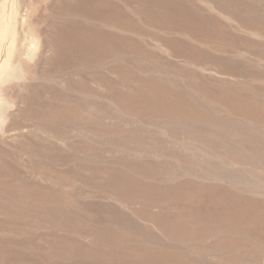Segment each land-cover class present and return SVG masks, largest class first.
<instances>
[{
    "label": "rangeland",
    "instance_id": "obj_1",
    "mask_svg": "<svg viewBox=\"0 0 264 264\" xmlns=\"http://www.w3.org/2000/svg\"><path fill=\"white\" fill-rule=\"evenodd\" d=\"M142 1L130 31L64 11L122 48L98 36L58 78L24 82L17 66L2 82L0 264H264V0Z\"/></svg>",
    "mask_w": 264,
    "mask_h": 264
},
{
    "label": "bare ground",
    "instance_id": "obj_2",
    "mask_svg": "<svg viewBox=\"0 0 264 264\" xmlns=\"http://www.w3.org/2000/svg\"><path fill=\"white\" fill-rule=\"evenodd\" d=\"M138 1L139 0H0V96H7L8 98L11 97V95H8V92L10 89H13V86H9L8 88H5L2 85V82L9 77L11 70L14 67H19L23 74L24 82L30 78H36L40 79L43 77L53 76L55 78L59 75L57 70V65L60 63H65L70 57H72L77 50H81V54H79V59L81 60H88L90 58V55L87 54V52H90V48L93 47V44L96 43V40L98 39V36L101 38L103 37L107 45L109 47L115 48V50H118L123 47V45L126 43L125 37L122 36L119 33H114L111 31H104L103 36L99 35L95 30H93L91 27H88L89 30H93L96 35L88 34L87 32H77V28L80 26L79 23L71 20L63 21V14L64 11L66 13H74V12H81L83 15H91L93 17H99L102 18L105 23L108 22L113 27H129L132 28L130 25L129 20V14L127 11V8L131 4H135L134 6H130L131 10L133 11L135 8V11L138 14ZM170 1V0H169ZM198 1V0H197ZM233 1V0H232ZM144 2V0L142 1ZM147 2V1H146ZM155 2V1H154ZM182 2V1H181ZM221 2V1H220ZM238 2V1H237ZM240 2V1H239ZM243 2V0H242ZM148 3V2H147ZM153 3V2H152ZM151 3V4H152ZM249 2H247L248 4ZM150 5V3H148ZM222 4V3H221ZM238 4V3H237ZM245 4V3H244ZM245 4V6H247ZM146 5V4H145ZM162 5V4H161ZM205 5V4H203ZM211 5V4H210ZM235 5V4H234ZM249 5V4H248ZM128 6V7H127ZM144 6V5H143ZM160 6V5H159ZM169 6V5H168ZM194 6V5H193ZM225 6V5H224ZM228 6V5H227ZM244 6V5H243ZM150 7V6H149ZM161 7V6H160ZM205 7V6H204ZM216 7V6H215ZM226 7V6H225ZM237 7V6H236ZM256 7V6H255ZM65 8V10H63ZM172 8V7H171ZM228 8V7H227ZM245 8V7H244ZM164 9V7H163ZM162 9V10H163ZM167 9V8H166ZM165 9V10H166ZM193 9V8H192ZM198 9V8H197ZM206 9V8H205ZM232 9V8H230ZM229 9V10H230ZM257 9V8H256ZM164 10V12H166ZM173 10V9H172ZM201 10V9H199ZM198 10V12H199ZM209 10V9H207ZM234 10V9H233ZM259 10V9H258ZM145 11V10H144ZM148 11V10H147ZM171 11V10H170ZM192 11V10H191ZM203 11V10H202ZM205 11V10H204ZM163 12V13H164ZM178 12V11H177ZM180 12V11H179ZM206 12V11H205ZM143 12H141L142 14ZM149 13L156 15L158 12L155 10L150 9ZM186 13V12H185ZM236 13V12H235ZM234 13V14H235ZM245 13V12H244ZM251 13V12H250ZM144 14V13H143ZM148 14V13H147ZM183 14V13H182ZM237 14V13H236ZM235 14V15H236ZM239 14V13H238ZM243 14V13H241ZM247 14V13H246ZM251 13L250 15H252ZM165 15V13H164ZM248 15V14H247ZM161 16V15H160ZM158 18H162V17ZM179 16V15H178ZM184 16V15H183ZM208 16V15H207ZM233 16V15H232ZM237 16V15H236ZM244 16V15H243ZM241 16V17H243ZM76 17V16H75ZM133 17V16H132ZM138 17V16H137ZM177 17V15H176ZM187 17V16H186ZM189 17V15H188ZM187 17V18H188ZM205 17V15H204ZM214 17V16H213ZM235 17V16H234ZM250 17V16H249ZM248 17V18H249ZM83 18V17H82ZM85 18V17H84ZM90 18V17H89ZM158 18L156 20H158ZM190 18V17H189ZM210 18V17H209ZM215 18H217L215 16ZM237 18V17H236ZM247 18V17H245ZM74 19V18H73ZM86 19V18H85ZM98 19V18H97ZM147 19V18H145ZM175 19V18H174ZM235 19V18H234ZM241 19V18H240ZM255 19V18H254ZM257 19V18H256ZM149 20V19H148ZM177 20V19H176ZM187 20V19H186ZM198 20V19H197ZM196 20V21H197ZM210 20V19H209ZM218 20V19H217ZM244 20V19H243ZM247 20V19H246ZM252 18L250 19V21ZM263 20V19H262ZM86 21V20H85ZM133 21V20H132ZM135 21V20H134ZM219 21V20H218ZM245 21V20H244ZM243 21V23H244ZM94 22V21H92ZM139 22V21H138ZM153 22V21H152ZM170 22V21H169ZM180 22V21H179ZM248 22V21H247ZM257 22V21H255ZM95 23V22H94ZM178 23V21H177ZM195 23V22H194ZM213 24V22H211ZM222 23V22H221ZM226 23V22H225ZM259 23V21H258ZM257 23V24H258ZM263 23V21L261 22ZM64 24L66 26H64ZM84 24V23H83ZM134 24V23H133ZM155 24V23H154ZM164 24V23H163ZM183 24V23H182ZM185 24V23H184ZM200 24V23H199ZM202 24V23H201ZM215 24V23H214ZM220 24V23H219ZM252 24V23H251ZM254 24V23H253ZM252 24V25H253ZM91 25V24H90ZM93 25V24H92ZM178 25V24H177ZM228 25V24H227ZM249 25V24H248ZM247 25V26H248ZM262 25V24H261ZM154 26V25H152ZM164 26V25H163ZM167 26V25H166ZM170 26V25H169ZM220 26V25H219ZM226 26V25H225ZM255 26V25H254ZM109 27V26H108ZM230 27V26H229ZM104 28V27H103ZM141 28V27H140ZM157 28V27H156ZM162 28V27H161ZM177 28V27H176ZM179 28V27H178ZM195 29L194 27H192ZM213 28V27H212ZM252 28V27H251ZM118 29V28H117ZM165 29V28H164ZM173 29V28H172ZM189 29V28H188ZM201 29V28H200ZM211 29V27L209 28ZM208 29V31H209ZM229 29V28H228ZM232 29V28H230ZM261 29V28H260ZM98 30V29H97ZM133 30V29H132ZM148 30V29H147ZM154 29L152 28L153 31ZM176 30V29H175ZM220 30V29H219ZM222 30V28H221ZM227 30V29H225ZM99 31V32H100ZM230 31V30H229ZM232 31V30H231ZM253 31V30H252ZM116 32V31H115ZM118 32V31H117ZM121 32V31H120ZM143 31H141L142 33ZM155 32V31H154ZM158 32V31H157ZM155 32V33H157ZM192 32V31H191ZM221 32V31H220ZM63 33H69L71 36L72 43L69 47H66L62 43V34ZM144 33V32H143ZM146 33V32H145ZM149 33V31H148ZM152 33V32H151ZM160 33V32H159ZM207 33V32H206ZM210 33V32H209ZM233 33V32H232ZM237 33V32H235ZM102 34V33H101ZM128 34V33H127ZM190 34V33H189ZM193 34V33H192ZM195 34V33H194ZM238 34V33H237ZM156 35V34H155ZM175 35V34H174ZM173 35V36H174ZM67 36V35H66ZM65 36V37H66ZM159 36V35H158ZM157 36V37H158ZM193 36V35H192ZM143 37V36H142ZM163 37V35H162ZM200 37V36H199ZM212 37V36H211ZM232 37V36H230ZM160 38V37H159ZM164 38V37H163ZM162 38V39H163ZM170 38V37H169ZM168 38V39H169ZM176 38V37H175ZM193 38V37H192ZM196 38V37H194ZM239 38V37H237ZM243 38V37H242ZM143 39V38H142ZM216 39V38H215ZM244 39V38H243ZM246 39V38H245ZM238 40V39H237ZM251 40V39H250ZM135 41V40H134ZM177 41V40H176ZM187 41V40H186ZM190 41V40H188ZM195 41V40H194ZM219 41V40H218ZM243 41V40H242ZM68 41H66L67 43ZM141 42V41H140ZM171 42V41H170ZM193 42V41H192ZM220 42V41H219ZM177 43V42H176ZM195 43V42H194ZM206 43H209L206 41ZM235 43V42H234ZM159 44V43H158ZM156 44V45H158ZM190 44V43H189ZM213 44V43H210ZM105 45V44H104ZM191 45V44H190ZM216 45V44H215ZM68 46V45H67ZM159 46V45H158ZM185 46V45H184ZM189 46V45H188ZM194 46V45H192ZM208 46V45H207ZM206 46V47H207ZM224 46V45H223ZM142 47V46H141ZM149 47V44H148ZM190 47V46H189ZM188 47V48H189ZM196 46H194V49ZM209 47V46H208ZM213 50L215 49V46H212ZM256 47V46H255ZM105 48V47H104ZM150 48V47H149ZM109 50V49H108ZM127 50V49H126ZM133 50V49H132ZM137 50V49H136ZM46 51L48 53H46ZM125 51V50H124ZM123 51V52H124ZM88 52V53H89ZM111 52V50H110ZM119 53L118 51H115ZM216 52V51H215ZM224 51H222L223 54ZM226 52V51H225ZM107 53V52H106ZM194 53V50H193ZM218 53V52H217ZM216 53V54H217ZM233 53V52H232ZM231 53V54H232ZM204 54V52L202 53ZM76 55V54H75ZM121 55V54H120ZM150 55V54H148ZM208 55V54H207ZM215 55V54H213ZM224 55V54H223ZM205 56V55H204ZM226 56V55H225ZM223 56V57H225ZM148 57V56H147ZM189 57V56H188ZM212 57V56H211ZM221 57V55H220ZM233 57V56H232ZM231 57V58H232ZM236 57V56H234ZM247 57V56H245ZM78 59V57H75ZM102 58V57H101ZM123 58V57H122ZM141 58V57H140ZM187 58V57H186ZM194 58V56H193ZM197 58V57H196ZM215 58V56H214ZM240 58V57H239ZM203 59V58H202ZM218 59V58H216ZM215 59V60H216ZM238 59V58H237ZM256 59V58H255ZM260 59V58H259ZM136 60V59H134ZM229 60V59H228ZM234 60V59H232ZM130 61V60H129ZM169 61V60H168ZM221 61V60H220ZM230 61V60H229ZM241 61V60H240ZM142 62V61H141ZM197 62V61H195ZM208 62V61H207ZM214 62V61H213ZM222 62V61H221ZM242 62V61H241ZM91 63V62H90ZM211 63V62H210ZM230 63V62H229ZM240 63V62H239ZM243 63V62H242ZM240 63V64H242ZM82 64V63H81ZM202 64V62H201ZM46 65L52 66L49 70L46 71ZM77 65V64H76ZM210 65V64H209ZM199 66V65H198ZM214 66V65H213ZM240 66V65H239ZM66 67V66H65ZM82 67V66H81ZM121 67V66H120ZM185 67V66H184ZM230 67V66H229ZM178 68V67H177ZM187 68V67H186ZM189 68V67H188ZM231 68V67H230ZM233 68V67H232ZM8 69V70H7ZM18 69V68H17ZM16 69V70H17ZM18 69V70H20ZM87 69V68H86ZM182 69V67L180 68ZM220 69V68H219ZM7 70V71H6ZM81 70V69H80ZM217 70V69H216ZM221 70V69H220ZM176 71V70H175ZM226 71V70H225ZM248 71V70H247ZM16 72V71H15ZM14 72V73H15ZM241 72V71H240ZM13 73V74H14ZM18 73V72H17ZM182 73V72H181ZM195 73V72H194ZM193 73V74H194ZM221 73V72H220ZM243 73V71L241 72ZM249 72L245 73L248 75ZM61 74V73H60ZM77 74V72H76ZM81 74V73H80ZM183 74V73H182ZM219 74V73H218ZM20 75V73H19ZM73 75V74H72ZM89 76V74H87ZM160 75V74H159ZM185 75V74H184ZM183 75V76H184ZM244 75V74H243ZM262 75V74H261ZM17 76V75H16ZM193 76V75H192ZM202 76V75H201ZM231 76V75H230ZM14 77V76H13ZM90 77V76H89ZM149 77V76H148ZM155 77V76H154ZM158 77V76H157ZM188 77V76H187ZM212 77V76H211ZM232 77V76H231ZM10 78V77H9ZM15 78V77H14ZM13 78V79H14ZM58 78V77H56ZM91 78V77H90ZM168 78V77H167ZM207 78V77H206ZM213 78V77H212ZM211 78V79H212ZM248 78V77H247ZM12 79V78H11ZM18 79V78H17ZM148 79V78H147ZM217 79V78H216ZM142 80V79H141ZM197 80V79H196ZM207 80V79H206ZM218 80V79H217ZM6 81V80H5ZM10 80H8L9 82ZM23 81V80H22ZM31 81V80H30ZM56 81V80H55ZM140 81V80H139ZM150 81V79H149ZM169 81V80H168ZM175 81V80H174ZM237 81V80H236ZM110 82V81H109ZM128 82V81H127ZM225 82V81H224ZM223 82V83H224ZM13 83V81H12ZM28 83V82H27ZM37 83V81H36ZM42 83V82H41ZM55 83V82H54ZM81 83V82H80ZM102 83V82H101ZM112 83V82H111ZM123 83V82H122ZM125 83V82H124ZM173 83V82H172ZM175 83V82H174ZM173 83V84H174ZM208 83V82H207ZM206 83V84H207ZM9 84V83H8ZM23 84V83H20ZM219 84V83H218ZM6 85V84H5ZM78 85V84H77ZM148 85V84H147ZM199 85V84H198ZM209 85V84H208ZM211 85V84H210ZM248 85V84H247ZM19 86V85H18ZM46 86V84H45ZM70 86V85H69ZM111 86V85H110ZM235 86V85H234ZM252 86V85H251ZM20 87V86H19ZM31 87V86H30ZM36 87V91L39 93L42 89V85L35 84L34 88ZM49 87V86H48ZM54 87V86H53ZM148 87H152L149 86ZM185 87V86H184ZM218 87V86H217ZM25 88V86H24ZM27 88V87H26ZM71 88V87H70ZM116 88V87H115ZM126 88V87H125ZM208 88V87H207ZM19 89V88H18ZM139 89V88H138ZM147 89V88H146ZM149 89V88H148ZM16 90V89H15ZM25 90V89H24ZM29 90V89H28ZM70 90V89H69ZM125 90V89H124ZM135 90V89H134ZM17 91V90H16ZM21 91V90H20ZM31 91V89H30ZM50 91V90H49ZM58 91V90H56ZM215 91V90H214ZM232 91V90H230ZM48 92V91H47ZM130 92V91H129ZM150 92V91H149ZM148 92V93H149ZM187 92V91H186ZM31 93V92H30ZM35 93V92H34ZM51 93V92H50ZM56 93V92H55ZM215 93V92H214ZM4 94V95H3ZM153 94V93H152ZM14 95V94H13ZM37 95V94H36ZM48 95V94H47ZM137 95V94H136ZM162 95V94H161ZM45 96V95H44ZM49 96V95H48ZM140 96V94H139ZM14 97V96H13ZM20 97V96H19ZM29 96L25 95V97L21 96V98L24 100H28ZM39 97V96H38ZM43 97V96H42ZM63 97V96H62ZM68 97V96H67ZM246 97V96H245ZM17 93L13 99H17ZM26 98V99H25ZM61 98V97H60ZM233 98V97H232ZM244 98V97H243ZM12 99V98H11ZM54 99V98H53ZM58 99V98H57ZM66 99V97H65ZM234 100V99H233ZM64 101V100H63ZM66 101V100H65ZM91 101V100H90ZM149 101V100H148ZM255 101V100H254ZM4 102V101H3ZM11 102V101H10ZM40 102V100H39ZM127 102V101H126ZM125 102V103H126ZM142 102V101H141ZM180 102V101H179ZM5 103V102H4ZM35 103V101H34ZM181 103V102H180ZM182 104V103H181ZM210 104V103H209ZM60 105V104H59ZM212 105V104H211ZM238 105V104H237ZM245 105V104H244ZM252 105V104H251ZM250 105V106H251ZM51 106V105H50ZM93 106V105H92ZM123 106V105H122ZM7 107V106H6ZM22 107V106H21ZM31 107V106H30ZM29 107V108H30ZM52 107V106H51ZM61 107V106H60ZM213 107V106H212ZM237 107V106H236ZM240 107V106H239ZM2 108V107H1ZM8 108V107H7ZM241 108V107H240ZM23 109V108H22ZM52 109V108H51ZM199 109V108H198ZM50 110V109H48ZM143 110V109H142ZM45 111V110H44ZM239 111V110H238ZM47 112V111H46ZM56 112V111H55ZM64 112V111H63ZM221 112V111H219ZM4 113V112H3ZM149 113V112H148ZM185 113V112H183ZM203 113V112H201ZM225 113V112H224ZM1 114V113H0ZM6 114V113H4ZM61 114V111H60ZM69 114V113H68ZM219 114V113H218ZM29 115V114H28ZM72 116V114H70ZM74 115V114H73ZM209 115V114H208ZM241 115V114H240ZM35 116V115H34ZM65 116V115H64ZM51 117V116H50ZM61 117V116H59ZM74 117V116H73ZM155 117V116H154ZM35 118V117H34ZM37 118V117H36ZM45 118V116H44ZM165 118V117H164ZM227 118V117H226ZM225 118V119H226ZM47 119V118H46ZM52 119V117H51ZM73 119V118H72ZM166 119V118H165ZM41 120V119H40ZM75 120V118H74ZM77 120V119H76ZM152 120V119H151ZM154 120V119H153ZM53 121V119H52ZM69 121V120H68ZM72 121V120H71ZM156 121V119H155ZM35 122V121H34ZM46 122V121H45ZM185 122V121H184ZM231 122V121H230ZM25 123V122H24ZM53 123V122H52ZM57 123V122H56ZM54 123V124H56ZM40 124V123H39ZM47 124V123H46ZM251 124V123H250ZM50 125V124H49ZM20 126V125H19ZM43 126V125H42ZM57 126V124H56ZM177 126V125H176ZM199 126V125H198ZM197 126V127H198ZM229 126V125H228ZM251 127V126H250ZM114 129V128H112ZM20 130V129H19ZM109 130V129H108ZM221 130V129H220ZM121 131V130H120ZM232 131V130H231ZM179 133V132H178ZM119 134V133H118ZM173 134V133H172ZM231 135V134H230ZM121 136V135H120ZM123 139V138H122ZM99 140V139H98ZM160 140V139H159ZM209 141V140H208ZM245 141V140H244ZM41 142V141H40ZM162 142V141H161ZM253 142V141H252ZM39 143V142H38ZM44 143V142H43ZM48 143V142H47ZM157 143V142H156ZM46 144V143H45ZM120 144V143H119ZM147 144V143H146ZM250 144V143H249ZM186 145V144H185ZM217 145V144H216ZM244 145V144H243ZM32 146V145H31ZM148 146V144H147ZM261 146V145H260ZM34 147V146H33ZM36 147V146H35ZM38 147V146H37ZM85 148V147H84ZM209 148V147H208ZM204 149V148H203ZM150 151V150H149ZM43 152V151H42ZM46 152V151H45ZM124 152V151H123ZM125 153V152H124ZM121 152V154H124ZM59 154V153H58ZM126 154V153H125ZM130 154V153H129ZM134 154V153H133ZM70 155V154H69ZM116 155V154H115ZM128 155V154H127ZM244 156V155H243ZM75 157H78L75 154ZM204 157V156H203ZM115 161V160H114ZM172 161V160H171ZM5 162V161H4ZM168 162V161H167ZM242 162V161H241ZM170 163V162H169ZM253 163V162H252ZM47 164V163H46ZM72 166V165H71ZM115 167V166H114ZM139 167V166H138ZM173 167V166H172ZM207 167V166H206ZM75 168V167H73ZM97 168V167H96ZM112 168V167H111ZM137 168V167H136ZM197 168V167H196ZM101 169V168H100ZM140 169V168H139ZM145 169V168H144ZM204 169V168H203ZM75 170V169H74ZM136 170V169H135ZM190 170V169H189ZM79 171V170H78ZM77 171V172H78ZM139 171V170H138ZM142 171V169H140ZM153 171V170H152ZM204 171V170H203ZM120 172V171H119ZM7 173V172H6ZM250 173V172H249ZM13 174V173H12ZM102 175V173H101ZM107 175V174H106ZM129 175V174H128ZM103 176V175H102ZM136 176V175H135ZM98 177V176H97ZM109 177V176H108ZM107 177V178H108ZM112 177V176H111ZM109 177V179L111 178ZM238 177V176H237ZM137 178V177H136ZM103 179V178H102ZM101 179V180H102ZM124 179V178H121ZM135 179V178H134ZM114 180V179H113ZM112 180V181H113ZM120 180V183H122ZM141 181H144L141 179ZM21 182V181H20ZM242 182V181H241ZM247 182V181H246ZM232 183V182H231ZM243 183V182H242ZM254 183V182H252ZM94 184V183H93ZM172 184V183H171ZM91 185V184H90ZM146 185V184H143ZM177 185V184H176ZM255 185V184H254ZM92 186V185H91ZM160 186V185H159ZM146 187V186H145ZM215 187V186H214ZM89 188V187H88ZM100 188V187H99ZM123 188V187H122ZM128 188V187H127ZM216 188V187H215ZM173 189V188H172ZM208 189V188H207ZM177 190V189H176ZM210 190V189H209ZM262 190V188H261ZM229 191V190H228ZM227 191V192H228ZM233 191V190H232ZM260 191V190H259ZM118 192V191H117ZM121 192V191H120ZM131 192V191H130ZM116 193V192H115ZM114 193V194H115ZM123 193V192H121ZM177 193V192H176ZM171 194V193H170ZM177 195V194H176ZM181 195V194H180ZM232 195V194H231ZM235 195V194H234ZM239 195V194H238ZM255 195V193H254ZM245 196V195H244ZM57 197V195H56ZM239 197V196H238ZM236 197V198H238ZM14 198V197H13ZM233 198V197H232ZM176 199V198H175ZM249 199V198H248ZM248 199L246 201H248ZM254 199V198H253ZM4 200V199H3ZM2 200V201H3ZM155 200V199H154ZM242 200V199H241ZM156 201V200H155ZM152 201V202H155ZM5 202V201H4ZM7 202V201H6ZM146 202V201H145ZM171 202V201H170ZM178 203V201L176 200ZM182 202V201H181ZM239 202V201H238ZM250 202V201H249ZM65 203V202H64ZM89 203V202H88ZM134 203V202H133ZM137 203V201H136ZM254 203V202H253ZM252 203V204H253ZM130 204V203H129ZM151 203H149L150 205ZM167 204V203H166ZM185 204V203H184ZM68 205V204H67ZM128 205V204H127ZM163 205V204H162ZM226 205V204H225ZM235 205V204H234ZM9 206V204H8ZM54 206V205H53ZM72 206V205H71ZM136 206V204H135ZM139 206V205H137ZM161 206V205H160ZM165 206V205H164ZM172 206V205H171ZM182 206V205H180ZM232 206V205H231ZM230 206V207H231ZM257 206V204H256ZM263 206V205H262ZM56 207V206H55ZM163 207V206H162ZM229 207V206H228ZM233 207V206H232ZM240 207V206H239ZM242 207V206H241ZM250 207V206H248ZM246 206V208H248ZM7 208V204H6ZM60 208V207H59ZM220 208V206H219ZM145 209V208H144ZM147 209V208H146ZM175 209V208H174ZM233 209V208H232ZM235 209V207H234ZM259 209V208H258ZM11 210V209H10ZM229 210V209H228ZM231 210V209H230ZM118 211V210H116ZM150 211V210H149ZM227 211V210H226ZM238 211V210H237ZM260 211V210H259ZM14 212V211H13ZM162 212V211H161ZM241 212V211H239ZM249 212V211H248ZM253 212V210H252ZM82 213V212H81ZM242 213V212H241ZM251 213V212H250ZM263 213V212H262ZM117 214V213H116ZM240 214V213H239ZM243 214V213H242ZM101 215V214H100ZM111 215V214H110ZM146 215V214H145ZM183 215V214H182ZM221 216L223 214H220ZM150 216V215H149ZM199 216V215H198ZM235 216V215H234ZM238 216V215H236ZM235 216V217H236ZM251 216V215H250ZM5 217V216H4ZM3 217V218H4ZM113 217V215H112ZM118 217V216H117ZM191 217V216H190ZM233 217V216H232ZM115 218V216L113 217ZM123 218V217H122ZM156 218V217H155ZM221 218V217H220ZM251 218V217H250ZM262 218V217H260ZM8 219V218H7ZM239 219V218H238ZM243 219V217H242ZM6 220V218H5ZM11 220V219H9ZM115 220V219H114ZM172 220V219H171ZM231 220V219H230ZM247 220V219H246ZM78 221V220H77ZM119 221V219H118ZM155 221V220H154ZM198 221V220H197ZM217 221V220H216ZM228 221V220H227ZM234 221V220H232ZM8 222V220H7ZM11 222V221H10ZM13 222V221H12ZM26 222V221H25ZM75 222V221H74ZM128 222V221H127ZM28 223V222H27ZM161 223V222H160ZM219 223V222H218ZM257 223V222H256ZM22 224V223H21ZM89 224V223H88ZM220 224V223H219ZM227 224V223H225ZM234 224V223H233ZM247 224V223H246ZM254 224V223H253ZM80 225V224H79ZM121 225V224H120ZM173 225V224H172ZM175 225V224H174ZM189 225V224H188ZM178 226V225H177ZM235 224L233 225V227ZM120 227V226H119ZM161 227V226H159ZM237 227V226H236ZM239 227V226H238ZM6 228V227H5ZM30 228V227H28ZM33 228V227H32ZM36 228V227H35ZM167 228V227H166ZM170 228V227H168ZM242 228V227H241ZM173 229V228H172ZM228 229V228H227ZM238 229V228H237ZM112 230V229H111ZM8 231V230H7ZM40 231V230H39ZM44 231V230H43ZM90 231V230H89ZM237 231V230H236ZM227 232V231H226ZM9 233V232H8ZM149 233V232H148ZM82 234L81 232L78 233ZM87 234V233H86ZM127 234V233H126ZM174 234V233H173ZM229 234V233H228ZM251 234V233H250ZM28 235V234H27ZM26 235V236H27ZM140 235V234H139ZM144 235V234H143ZM147 235V234H146ZM7 236V235H6ZM23 236V234H22ZM82 237V235H80ZM256 236V235H255ZM5 237V236H4ZM3 237V238H4ZM251 237V236H250ZM199 238V237H198ZM5 239V238H4ZM7 239V238H6ZM15 239V238H14ZM234 239V238H233ZM25 240V239H24ZM128 240V239H127ZM230 240V239H229ZM27 241V240H26ZM38 241V240H37ZM118 241V240H117ZM126 241V240H125ZM42 242V241H41ZM40 242V243H41ZM245 242V241H244ZM242 243V242H240ZM29 244V243H28ZM78 244V243H77ZM144 244V243H143ZM229 245V244H228ZM12 246V245H11ZM124 246V245H123ZM145 246V245H144ZM231 246V245H230ZM242 246V245H241ZM8 247V246H6ZM5 247V248H6ZM53 247V246H52ZM229 247V246H228ZM232 247V246H231ZM12 248V247H11ZM17 248V247H15ZM19 248V247H18ZM137 248V247H136ZM148 248V247H147ZM200 248V247H199ZM235 248V247H233ZM30 249V248H29ZM38 249V248H37ZM8 250V248H7ZM19 251V250H18ZM188 251V250H187ZM17 252V251H16ZM34 252V251H33ZM48 252V249H47ZM59 252V251H58ZM126 252V251H125ZM206 252V251H205ZM15 253V252H13ZM18 254V253H17ZM136 254V253H135ZM9 254H7L8 256ZM12 255V254H11ZM32 255V254H31ZM192 255V254H191ZM1 256V255H0ZM10 256V255H9ZM16 256V253H15ZM162 256V255H160ZM2 257V256H1ZM12 257V256H11ZM130 257V256H129ZM44 258V257H43ZM48 258V257H47ZM71 258V257H69ZM111 258V257H110ZM7 259V258H5ZM17 259V258H16ZM68 259V258H67ZM13 260V259H12ZM113 260V259H112ZM13 262V261H11ZM16 262V261H15ZM14 262V263H15ZM10 263V262H9ZM107 263V262H105ZM178 263V262H177ZM151 264V263H150Z\"/></svg>",
    "mask_w": 264,
    "mask_h": 264
}]
</instances>
